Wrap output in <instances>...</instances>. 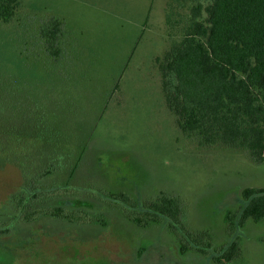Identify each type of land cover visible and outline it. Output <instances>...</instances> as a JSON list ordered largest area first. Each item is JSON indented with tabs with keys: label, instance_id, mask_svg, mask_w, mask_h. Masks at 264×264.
<instances>
[{
	"label": "rangeland",
	"instance_id": "rangeland-1",
	"mask_svg": "<svg viewBox=\"0 0 264 264\" xmlns=\"http://www.w3.org/2000/svg\"><path fill=\"white\" fill-rule=\"evenodd\" d=\"M188 11L174 0H22L13 20H0V80L27 81L32 98H53L43 107L69 141L56 163L65 165L52 181L59 190L94 195L63 201L85 211V220L22 221L12 198L25 184L12 160L23 148H0V218L10 227L0 235V264H214L216 248L233 241L237 257L223 264H264V218L237 229L225 218L228 209L238 214L244 187H264V162L242 150L195 145L166 104L159 64L170 46V24L180 14L183 24ZM44 16L62 20L54 57L38 40ZM6 116V127L26 137L34 151L39 125L31 115ZM46 143L50 150L53 143ZM73 165L69 179L65 170ZM121 192L131 204L111 197ZM161 193L180 200V221L160 216L139 225L125 215L123 207L142 209ZM185 229L207 231L213 238L209 252L181 253Z\"/></svg>",
	"mask_w": 264,
	"mask_h": 264
},
{
	"label": "trees",
	"instance_id": "trees-1",
	"mask_svg": "<svg viewBox=\"0 0 264 264\" xmlns=\"http://www.w3.org/2000/svg\"><path fill=\"white\" fill-rule=\"evenodd\" d=\"M21 1L0 0V20H13ZM174 1L181 7H188L189 11L183 24H178L183 14L174 19L177 25L170 24V46L159 68L166 104L175 116L176 125L185 137L201 148L242 150L254 162H264V0ZM41 19L37 25L38 40L47 54L54 57L58 54L56 47L64 31L62 20L54 16ZM55 67L64 76L62 68L58 64ZM66 79H70L69 76ZM28 85L32 84L17 81L14 77L0 80V108H3L0 114V148H23L12 160L19 164L26 190L20 191L16 199L12 198L18 206L20 220L33 221L40 216L85 220V211H77L63 201L69 197L86 201L94 195L70 191L68 187L59 190V184L51 178L63 169L65 163H56H60L59 154L66 156L67 151L62 152L61 149L69 144L61 136V125L58 126L47 112L48 108L43 107V100L53 102L54 99L49 100L47 96L32 98L26 92ZM22 113L31 115L42 131L38 137L41 147L34 143V151L25 141L26 137L22 138L15 131L12 133L13 129L5 125L6 115L16 118ZM29 136L38 139L37 136ZM46 141L53 143L48 144L50 150L43 146ZM59 149L55 155V150ZM75 167L65 170L69 179L74 175ZM241 195L244 204L240 205L238 214L232 209L225 214L232 229H237L248 219L264 218V187H244ZM111 197L131 204L130 196L123 192ZM123 208L125 215L139 225L156 221L160 216L178 222L184 213L180 200L165 193L144 201L142 209ZM2 219L0 235L10 228L9 221ZM184 232L178 243L181 253L189 248L207 253L213 246V238L207 231L185 229ZM238 250L237 241L216 248L213 263L233 260Z\"/></svg>",
	"mask_w": 264,
	"mask_h": 264
}]
</instances>
